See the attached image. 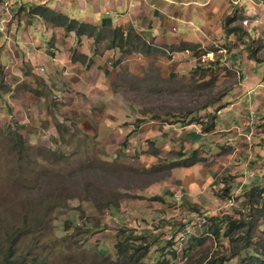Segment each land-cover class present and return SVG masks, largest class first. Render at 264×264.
Returning a JSON list of instances; mask_svg holds the SVG:
<instances>
[{"label":"rangeland","instance_id":"obj_1","mask_svg":"<svg viewBox=\"0 0 264 264\" xmlns=\"http://www.w3.org/2000/svg\"><path fill=\"white\" fill-rule=\"evenodd\" d=\"M156 1L164 43L151 31L125 51L107 31L94 41L93 57L115 49L100 66L113 92L62 82L34 118L27 71L0 70V264H264V8ZM118 91L126 113L107 102ZM226 217L248 223L227 238Z\"/></svg>","mask_w":264,"mask_h":264},{"label":"crops","instance_id":"obj_2","mask_svg":"<svg viewBox=\"0 0 264 264\" xmlns=\"http://www.w3.org/2000/svg\"><path fill=\"white\" fill-rule=\"evenodd\" d=\"M28 1H31L33 4L37 2L35 0H20L18 4H16L8 0H0V11L4 9V2L7 6L11 5V8H8L9 15H11L9 21L4 20V12L0 14V70L8 71L12 67L21 65L27 73L20 77L23 80L19 83H24L20 92L33 96L34 93H37L39 96L37 97L38 100L36 103H32V108L29 106L26 107L25 114H29L35 118V112H39L40 107L43 110L47 101H53V99L57 101L56 99L59 98L57 96L59 94L58 89L62 85V82L72 83L73 85L96 83L97 85L105 86L108 91L110 90L113 92L110 87L112 80L100 69V66L102 65L101 63L112 56L115 49L108 48L101 52H97L96 56L93 57L94 39H90L87 36L77 38L75 32L65 33L64 29H57L58 32H56L53 27L46 24L39 16H30V11L28 15V9L26 11L23 10L21 13V16H23V18L26 17V19L21 18L19 21L20 15H17V13L22 9L23 3ZM129 1L130 0H46L45 2H37V4H46L48 7L67 14L69 17H77L80 21H85L98 27L100 26L101 28L121 27L123 30L136 33L141 32L143 34H147L151 31V35L157 43H164L167 38L164 34L162 21L157 20V24L151 26L153 16H149L153 14V12L152 7L148 5L155 3L156 0H133L135 1V6L133 8L126 5ZM250 1L253 2L254 6H261L264 8V0ZM156 2L157 4L161 2V4L167 3L166 5H170L163 0H157ZM217 4L223 5L224 3L217 2ZM15 15L17 16L15 17ZM128 15L130 16L127 19L126 17ZM144 19L146 23H144ZM149 19L150 21L148 22ZM34 20H39V24L34 25ZM249 33L251 36H254V33ZM76 48L79 49V52L76 53V57H72V49L75 51ZM118 53L122 54L120 51H118ZM81 55L86 56V58H83ZM87 57H90L89 61L93 60L94 63H85ZM121 63L123 62L121 61ZM32 75L40 79L43 83V87L33 84L30 79ZM92 77H95V80H92ZM17 79H19V77H16L12 81H8L5 77L7 84L12 85L10 90L15 89L13 85H18V82L15 81ZM254 85L255 84H253V86ZM25 88L28 89L24 90ZM10 90L7 89L6 91V100L14 107L16 98ZM47 92L54 93L52 99L46 96ZM103 92L105 93V91ZM126 100V97L120 91L116 94H109L107 97V102L109 104H114L115 110L119 109L124 113L127 112ZM6 106V102L2 104L0 106V112L5 111ZM226 111H228V109L221 111L219 116ZM42 114L44 115V113ZM221 119L222 118L219 117L215 120L213 125H215L216 128L218 124L221 125ZM229 121H232V119ZM190 127L191 129L189 126L181 127L177 132L180 133L185 130L193 129L197 131L200 128L199 125L195 124L190 125ZM134 134H136V132ZM196 164L197 163H195L192 168L196 167ZM177 169L181 170L179 168ZM204 181L205 180H203V182Z\"/></svg>","mask_w":264,"mask_h":264},{"label":"trees","instance_id":"obj_3","mask_svg":"<svg viewBox=\"0 0 264 264\" xmlns=\"http://www.w3.org/2000/svg\"><path fill=\"white\" fill-rule=\"evenodd\" d=\"M30 12L34 15L40 16L46 24L51 25L53 28L61 27L64 29L65 33L75 32L77 38H80L82 36H87V37H92L96 42H99V40L97 39L98 38L102 39L104 31H107L110 34V36L107 39L110 40V43L113 46L118 47L117 44H119L121 46L119 47L121 51H125V49H127L129 46L135 47V42H137V40H141V41L143 40L141 36L136 32L126 31L123 30V28L121 27L116 29H108L105 27L99 28L98 26H95L91 23L82 22L77 19H72L68 15L63 14L60 11L51 9L46 5H37L31 8ZM232 31L235 33H239L242 30L239 27H234L232 28ZM150 46H154V43L148 45V47ZM81 56L85 58L84 55ZM260 190H262L260 191V194L263 195L264 187H261ZM247 223L248 222H246L245 220H234L229 217L223 218V220L220 221L221 225L220 226L218 225L219 227L217 226L218 227L217 234L220 235L222 233L224 226L227 228L224 236L227 238L235 237L236 233L234 232ZM247 249L256 252L253 245H248Z\"/></svg>","mask_w":264,"mask_h":264},{"label":"clouds","instance_id":"obj_4","mask_svg":"<svg viewBox=\"0 0 264 264\" xmlns=\"http://www.w3.org/2000/svg\"><path fill=\"white\" fill-rule=\"evenodd\" d=\"M47 6V5H46ZM52 9V8H51ZM55 10V9H54ZM56 11H58V10H56ZM64 14V13H63ZM65 15H67V14H65ZM71 18V17H70ZM73 19V18H72ZM78 20V19H77ZM80 21V20H79ZM82 22H85V21H82ZM96 26V25H95ZM52 27V26H51ZM57 28H61V27H57ZM99 28H101V27H99ZM117 28H119V27H117ZM55 29V28H54ZM63 29V28H62ZM108 29H116V28H108ZM127 31V30H126ZM139 34V33H138ZM140 35V34H139ZM141 36V35H140Z\"/></svg>","mask_w":264,"mask_h":264}]
</instances>
